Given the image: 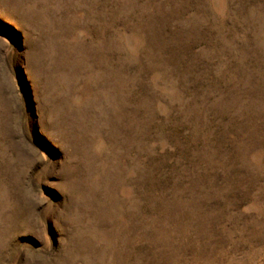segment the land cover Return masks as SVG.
<instances>
[{
    "label": "rangeland",
    "instance_id": "1",
    "mask_svg": "<svg viewBox=\"0 0 264 264\" xmlns=\"http://www.w3.org/2000/svg\"><path fill=\"white\" fill-rule=\"evenodd\" d=\"M0 264H264V0H0Z\"/></svg>",
    "mask_w": 264,
    "mask_h": 264
}]
</instances>
